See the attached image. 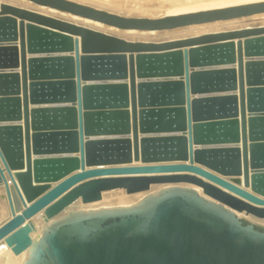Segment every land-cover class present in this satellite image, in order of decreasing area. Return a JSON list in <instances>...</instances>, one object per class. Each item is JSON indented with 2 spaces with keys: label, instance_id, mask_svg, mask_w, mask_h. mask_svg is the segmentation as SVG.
I'll list each match as a JSON object with an SVG mask.
<instances>
[{
  "label": "water",
  "instance_id": "water-1",
  "mask_svg": "<svg viewBox=\"0 0 264 264\" xmlns=\"http://www.w3.org/2000/svg\"><path fill=\"white\" fill-rule=\"evenodd\" d=\"M27 1L137 31L264 13L259 3L147 19ZM262 34L131 43L1 7L0 157L16 192L0 169L10 211L0 220V255L28 252L19 264H264V230L240 217L264 222L255 194L264 195V37L213 45ZM211 171H242V187ZM112 191L145 195L79 207ZM37 216L45 225L34 238Z\"/></svg>",
  "mask_w": 264,
  "mask_h": 264
},
{
  "label": "bare ground",
  "instance_id": "bare-ground-1",
  "mask_svg": "<svg viewBox=\"0 0 264 264\" xmlns=\"http://www.w3.org/2000/svg\"><path fill=\"white\" fill-rule=\"evenodd\" d=\"M24 1H27V0H24ZM171 1H173V0H171ZM20 2H21V0H0V9L3 6H11V7H14V8H17V9H21V10H24V11H28V12H31V13H34V14H37V15H40V16L52 18V19H55V20H58V21H62V22H65V23H69V24L75 25V26H80V27H83L85 29L96 31V32H99V33H102V34H105V35H108V36H111V37H115V38L124 40L126 42L136 43V42H132V40H136V37H134L135 35H131L130 36L129 33L135 32L137 30H121V29H118V28H115V27L106 26V25H104L102 23H99V22H95V21H92V20L84 19V18H81V17H78V16L67 14V13H62V12H59L57 10L50 9V8H47V7L38 6V5H35L34 3L30 2V1L25 2L27 4L31 3L30 5H25L24 3L19 4ZM22 2H23V0H22ZM79 2H81V1H79ZM17 3H18V5H17ZM259 3H264V0H175L174 3L168 2L169 7L166 8V11L162 14L161 18L171 17V16H178V15H185V14H192V13H199V12H205V11H212V10H219V9H226V8H232V7H238V6L259 4ZM111 10L109 9V11H111ZM8 16L12 17L10 15H8ZM134 17L135 18H146V17H142V15L141 16H134ZM260 17H262V18H260ZM158 19H160V18H158ZM247 19H250V21L251 20L252 21L250 23L249 22L245 23V21H248ZM261 19H263V20H261ZM16 21H17V24H18L19 23V19L17 18ZM25 25H28V23L25 22ZM178 29H179L178 31H182L180 34L171 36L169 40H167L166 42H163V43H170V42H177V41L187 40V39H185V37L186 38L190 37L188 39H193V38L200 37V35L203 36V35H212V34L237 32V31H243V30L264 29V13H259V14H255V15H252V16L239 18V19H233V20H227V21H218V22L201 24V25H193V26L182 27V28H178ZM171 31H173V30H171ZM137 32H139V33H143V32L155 33V32H158V31H137ZM261 37H264V34L257 35V36H251V37L246 38V39L243 38V39L220 41V42H218L216 44H213V45L224 46L225 47V46H228L230 44H233L234 48L236 49L237 43L239 41H241V43L244 44V42L246 40H248V39H256V38H261ZM73 39H77L78 42L80 41L79 38L73 37ZM156 41H158V40H156ZM138 42L145 43V41H138ZM153 43L154 44H163L162 42H157V43L153 42ZM17 44H18V42H17ZM79 46H80V44H79ZM194 48H197V46H195L193 48H190V49H194ZM186 49L188 50L189 48H186ZM184 50H185V48L174 49V50H172V52L173 51L174 52H176V51H184ZM166 53H168V52H166ZM66 55H72V54H71V52H68V54L66 53ZM124 55H125L126 58H128L130 56L129 54H124ZM134 55H135V58H136V55H138V54H134ZM262 58L264 59V57H262ZM248 59H250V60H258V59H261V58L260 57L259 58L258 57H253V58H248ZM231 65H229V66H231ZM234 65H237L236 60H235ZM224 66L225 65H222V67H224ZM88 83H92V82H88ZM67 105H69V103L65 104L63 102H56L52 106H56L57 107L56 109H60V107H64V106H67ZM29 108L31 109L32 105H29ZM247 117H248V115H247ZM129 137L131 138V134L129 135ZM238 145L241 146L240 143ZM37 157H42V156L38 155ZM176 162H178V161H176ZM185 162H187V161H185ZM131 163H133L132 165H142V163H140V162L139 163H134L133 161H131ZM198 166H200V165H198ZM203 168H205V167H203ZM0 169L3 171L4 176L6 177L7 185H8L9 190L11 191V193L13 191L16 192L15 186H14L12 180L10 179V177L8 176V173L5 170L4 164L2 163L1 157H0ZM255 171H260V170H255ZM211 172L219 175L220 177H222L223 179H226L227 181H230V182L242 187V181H243V172L242 171L240 173L236 174V175L227 174L226 176L218 174V173H216L214 171H211ZM11 173H12V175H14L15 171H11ZM53 185H55V184H53ZM154 187H159V186H153L151 188V191L157 190ZM159 188H161V187H159ZM247 191H249L251 193H254V192H252L250 190V188L247 189ZM255 194L264 198V195L262 196V195H260L258 193H255ZM135 195H138V194H135ZM129 196H132V195H129ZM0 198L2 199L0 201V220L2 219V221H3L4 218L7 215L6 209H8V211H9V203H8V198L6 196V187H5V184L3 182L0 183ZM136 199L135 198H132V199L131 198H124V200L116 199V200H112L111 202L112 203L113 202H117V200H120L118 202H125V201L126 202H128V201H135L136 202L138 200V199L137 200ZM101 201L97 202V203H94V204H91V205L79 206V207L82 208V209H94L95 210L94 205H98L99 203H101ZM111 202L110 201L109 202H104V204L111 205L112 204ZM28 205L29 204L27 203V206ZM90 207H94V208H90ZM23 209L24 208H22V210ZM8 214L9 215H7V217L9 216V218H10V213H8ZM243 215H245V214H243ZM247 216H248V218L252 219L251 216H249V215H247ZM39 219L41 220V217ZM2 221H0V224L2 223ZM35 222H36V220H35ZM42 223H43V221H42ZM36 225H37V223H36ZM44 225H45L44 223L41 224L40 226L37 225V231L33 235L34 238H37L41 234L42 230L44 229ZM27 256H28V252H26V253L22 254L21 256L15 258L12 255L11 250L8 249L7 251H5L4 253H2L0 255V261H2V263H5V264L10 263L11 261H14L16 264H19Z\"/></svg>",
  "mask_w": 264,
  "mask_h": 264
},
{
  "label": "rangeland",
  "instance_id": "rangeland-1",
  "mask_svg": "<svg viewBox=\"0 0 264 264\" xmlns=\"http://www.w3.org/2000/svg\"><path fill=\"white\" fill-rule=\"evenodd\" d=\"M69 1H73L75 3H79V4H83L86 6H90L93 8H97L99 10H103V11H107V12H111L113 14L116 15H121L124 17H134V16H141L142 17H146L148 19H158L162 17V14L166 11V8L169 7L168 2H172L174 3L175 0L171 1V0H69ZM81 1V2H79ZM17 2V1H16ZM27 1H24L19 3L22 4L24 3L25 5H30L25 3ZM83 2V3H82ZM18 5V3H17ZM166 6V7H165ZM109 9L111 11H109ZM68 14V13H67ZM145 15V16H144ZM262 18V17H260ZM59 19V18H58ZM61 20V19H60ZM248 21H245V23H250V19H247ZM263 20V19H261ZM26 22V21H25ZM179 29H175L173 31H158L155 33H139L137 31L135 32H131L129 33V35H135L134 37H136V40H132V42H138V41H145V43H157V42H166L167 40L170 39L171 36L173 35H178L180 34L182 31H178ZM201 36V35H200ZM190 37H185V39H188ZM158 40V41H156ZM181 40V39H180ZM28 57V56H27ZM235 63V61H234ZM234 63L231 65L233 67H237V65H234ZM155 189H158L159 187H154ZM144 196V194H138V195H132L129 196L127 195L124 191H112L109 193H105L103 195V199L101 201V203H99L98 205H94L95 209L100 208V207H110V206H118V205H122V206H127V205H131L133 203H135V201H128V202H118L120 200H124V198H137L138 200L141 199ZM116 199H120L117 200V202H111L112 200H116ZM136 199V200H137ZM137 200V201H138ZM111 202V205H106L104 204V202ZM136 201V202H137ZM94 207H90V208H94ZM240 217L244 220V221H249V222H253L256 226H259L260 228H264V222H260L257 221L255 219H250L248 218V216H245L243 214H240ZM36 223L38 226H40L42 223V221L39 219V216L36 217Z\"/></svg>",
  "mask_w": 264,
  "mask_h": 264
},
{
  "label": "flooded vegetation",
  "instance_id": "flooded-vegetation-1",
  "mask_svg": "<svg viewBox=\"0 0 264 264\" xmlns=\"http://www.w3.org/2000/svg\"><path fill=\"white\" fill-rule=\"evenodd\" d=\"M258 228H259V230H261V231L264 230L263 228H260V227H258Z\"/></svg>",
  "mask_w": 264,
  "mask_h": 264
}]
</instances>
